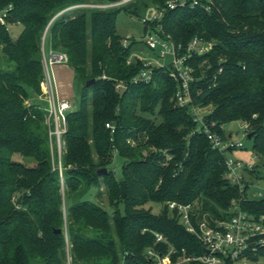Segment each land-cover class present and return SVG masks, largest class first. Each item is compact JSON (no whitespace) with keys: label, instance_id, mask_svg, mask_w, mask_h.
I'll return each mask as SVG.
<instances>
[{"label":"trees","instance_id":"obj_1","mask_svg":"<svg viewBox=\"0 0 264 264\" xmlns=\"http://www.w3.org/2000/svg\"><path fill=\"white\" fill-rule=\"evenodd\" d=\"M140 1L90 7L81 4L110 1L0 0V9L13 3L11 20L22 25L14 36L0 23V264H150L147 249L168 251L157 232L178 249L200 253L202 244L168 202H195L223 217L240 197L226 176L225 155L198 130L190 106L175 104L177 81L168 68L155 65L147 83L131 80L143 61L127 62L136 41L123 43L117 16L136 11ZM159 22L177 44L195 35L214 42L191 60L193 103L207 108L206 124L225 137V124L247 121L253 148L264 157V0L187 4L167 9L152 27ZM48 26L50 49L68 54L82 82L78 106L67 113L62 154L51 147L46 110L36 101ZM119 80L127 83L122 90ZM117 154L125 158L121 176L113 167ZM101 178L112 214L90 197ZM244 193L242 207L264 216V197ZM149 202L163 204L160 213Z\"/></svg>","mask_w":264,"mask_h":264},{"label":"built area","instance_id":"obj_2","mask_svg":"<svg viewBox=\"0 0 264 264\" xmlns=\"http://www.w3.org/2000/svg\"><path fill=\"white\" fill-rule=\"evenodd\" d=\"M110 3L111 6L115 4ZM212 3L213 0H168L163 6L155 5L154 8L139 17L143 27L147 26L145 30L143 29L141 40L152 50L153 55L146 58L131 54L127 62L131 63L136 58L143 61L142 68L131 79L133 82H150L154 76L155 65L168 68L169 74L177 81L174 95L175 104L179 107L190 106L194 120L198 123V130L206 132L212 147L225 155L226 176L232 184L239 187L241 195L238 199L234 198L231 201L229 208L224 210L226 216L223 217H214L208 212H201L195 202L169 201V208L176 212L179 222L185 226L186 230L198 238L203 250L200 253L196 251L190 253L186 247L178 249L163 233L157 232L156 241L168 243V251L162 253L153 247L147 249L150 264H187L194 261L200 264H253L255 257L261 255L264 248V216L257 217L241 205L243 195H247L244 193L245 189H248L250 197H264L263 190L252 192L250 190L251 183L246 181V173L254 168V164L228 155L235 148L244 147V142L234 140L232 133L225 137L219 131L211 129L205 122L204 107L193 103L192 84L197 77L195 66L191 60L195 56L208 54L213 48L214 42L195 35L183 46L181 43L177 44L172 35L164 31L161 22L154 28L151 25V22L162 19L169 8L184 7L187 4H201L210 8ZM13 8V3H9L0 9V23L5 25L8 30H11L13 25L19 24V21L11 20ZM48 28L49 26L46 31ZM130 41V35L123 39L125 45H128ZM68 59L66 52L51 49L47 54L43 49V86L49 104V117L54 122L52 133L59 146L67 129V113L71 110L72 104L61 95L52 65L66 63ZM219 71H222V68ZM126 86L127 83L122 80L116 83L117 90H122ZM107 126H111L110 123H107ZM241 126L244 129V135L248 136L250 131L248 122L242 121ZM174 256L176 257L174 258Z\"/></svg>","mask_w":264,"mask_h":264},{"label":"rangeland","instance_id":"obj_3","mask_svg":"<svg viewBox=\"0 0 264 264\" xmlns=\"http://www.w3.org/2000/svg\"><path fill=\"white\" fill-rule=\"evenodd\" d=\"M129 1V0H128ZM127 1H118L112 2L117 5L122 4ZM110 2L104 3H87L81 4L90 7H108L111 6ZM114 4V5H115ZM155 4L152 3L151 0H141L138 3V7L136 11L126 12L120 11L117 16V25L119 33L122 34L123 39L127 35L131 36V41H136L134 49L132 51V55H136V57H151L153 55L152 50L145 44L144 41L141 40L143 35V24L139 21V16L146 14L152 8H154ZM134 9V8H133ZM22 30V25L17 24L13 25L11 28V33L14 36H17ZM46 31V30H45ZM47 33V31H46ZM44 47L43 49L48 54V39L46 40V35L44 33ZM0 45V52H1ZM50 48V47H49ZM52 70L54 72L56 81L59 85L60 93L63 97L67 98L69 102L72 104L71 110L75 109L78 106L81 97V89H82V82L75 77V74L68 64L66 63H55L52 65ZM43 82L41 83L43 93L39 96L40 99H36V101L41 102L43 107L46 110V114L49 121V139L51 147L55 152L62 154L64 150V134L61 139V143H59L55 138V135L52 133L54 130V122L52 119L50 120L49 111H48V101L45 88L43 86ZM207 109V108H206ZM206 109H204L206 111ZM241 120H234L227 124H225V130L227 134L232 133V138L234 140H242L244 142V147L235 148L233 151H230L228 155L232 156L235 159H240L243 162H252L254 164V168L252 172L249 171L246 173L247 179H249V183H251L250 190L252 192H257L260 190L264 191V157L258 156L253 148V139L249 138L247 135H244V129L241 126ZM21 158V157H20ZM125 158L120 154H117L114 158L113 167L115 168V172L118 176H121L123 173V165H124ZM102 178L100 179V181ZM90 197L100 203L102 206L106 207L107 210L112 214L113 208L109 202V194L106 185L101 181L99 187H93L91 189ZM147 207H151L154 213H160L162 210L163 204L149 202L146 204ZM69 260V257H68ZM257 264H264V256H260L258 259H255ZM69 264V262L67 263Z\"/></svg>","mask_w":264,"mask_h":264},{"label":"water","instance_id":"obj_4","mask_svg":"<svg viewBox=\"0 0 264 264\" xmlns=\"http://www.w3.org/2000/svg\"><path fill=\"white\" fill-rule=\"evenodd\" d=\"M109 1L110 2H118V1H121V0H109ZM94 81H95V78H92V79L88 80L86 83L90 84V83H92ZM248 137L249 138L252 137V132L248 133ZM106 171H107V168H102V169L98 170L99 173H105ZM121 191H122L123 198H125V196L127 195V181H126V179H121ZM57 230L61 231V228H58Z\"/></svg>","mask_w":264,"mask_h":264},{"label":"crops","instance_id":"obj_5","mask_svg":"<svg viewBox=\"0 0 264 264\" xmlns=\"http://www.w3.org/2000/svg\"><path fill=\"white\" fill-rule=\"evenodd\" d=\"M47 46H48V50H49V49H50V48H49V47H50V46H49V42H48ZM230 134H231V133H230Z\"/></svg>","mask_w":264,"mask_h":264}]
</instances>
